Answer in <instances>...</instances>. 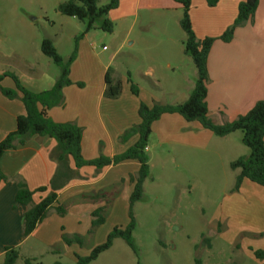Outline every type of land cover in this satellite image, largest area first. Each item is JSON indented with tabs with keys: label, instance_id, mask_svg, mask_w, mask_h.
Returning a JSON list of instances; mask_svg holds the SVG:
<instances>
[{
	"label": "crops",
	"instance_id": "1",
	"mask_svg": "<svg viewBox=\"0 0 264 264\" xmlns=\"http://www.w3.org/2000/svg\"><path fill=\"white\" fill-rule=\"evenodd\" d=\"M244 1L246 0H220L216 7L211 8L207 6L205 0H193L190 16L198 39L221 36L233 25L239 4ZM182 16V7L173 0H121L118 9L112 11L108 18L115 26L112 35L118 33L122 38V46L125 43H129L130 46L136 44V40H130L135 29H139V32L145 30L142 33L149 35L148 28H158L151 31L155 36L151 39L156 42L157 50L160 51L155 59L147 55L143 57L134 52L127 54L132 64L143 65L149 58L150 72L153 75L155 70L162 72L165 69L166 72L173 73L181 70L184 65L187 67L193 63L184 52L185 33L167 29L172 21L176 22V19L180 23ZM138 40L143 42L145 38L138 36ZM117 47L120 46L117 45ZM120 50L121 47L114 51L108 64L120 55ZM13 55L21 56L16 49L8 46L0 38V74L7 71L15 73L23 84L35 93L48 91L54 87L60 75H51L43 71L39 64H30L29 60L22 56L28 64L30 73H21L11 64L2 67L3 58L12 60ZM100 63L105 74L108 64ZM208 72L207 103L209 117L213 123L223 125L232 122L248 113L257 102H264V0H261L253 20L237 28L234 39L230 43L220 40L214 43L208 58ZM73 76L74 73L71 70L72 81L79 82L73 79ZM161 78V75H157L159 82ZM196 78L197 70H195L193 81L188 77L185 80L186 83L192 84V91ZM133 82L139 85L140 96L135 97L131 94L127 81V85L123 84L122 94L117 99L106 98L105 78L104 81L97 80L96 83L93 81L96 84L95 90L72 85L64 89V106L49 110V117L53 121L74 123L83 129L84 159L94 160L101 154L113 157L127 151L139 137L135 135L127 142H121V137L128 129L141 123L140 103L144 102L149 106L154 105L155 102L165 103L154 96L149 103L140 83L136 80ZM2 86L9 89L15 88L10 78H6ZM188 92L189 90L184 94L178 90L171 95L188 100L187 96L189 98L191 95V92ZM22 115H25V107L21 99L9 100L0 92V142L16 130L17 118ZM157 132L161 134L167 132L168 137L163 141L190 149L192 154L206 151L215 139V135L204 129L200 123H188L177 114L163 115L153 125L151 136ZM235 135L233 133L220 139L232 142L230 139ZM58 150V143L54 139L33 136L25 145L9 150L3 155L1 168L9 179L7 183L0 185V264L3 263L7 247L18 248L21 259L31 258L36 260V263L46 252L60 254L57 251L58 247L62 250L63 247H67L74 252L80 246L76 244L67 246L62 239L64 234L80 235L83 238L85 235L91 236L88 234L91 228V215L96 209L106 206L108 213L116 212L120 204L124 206V202L129 201L133 190L130 177L135 176L140 168L137 161H125L116 166L97 170L95 167L77 169L71 159L70 168L80 177L70 180L57 191L58 201L67 208L68 214L60 217L55 211H51L48 218L30 236L24 238L23 220L27 207L23 205L15 207L18 183L24 182L31 191L35 192L46 187V192H37L33 196L35 204L41 202L53 192L51 182L58 166L52 155ZM149 152L150 147L147 148V154ZM237 152H241L237 159L250 154L249 149L243 151L240 147L237 148ZM96 193H106L107 196L97 201L88 198ZM232 197L236 213L227 217L226 221L230 219L231 222L233 218L238 217L240 230L254 233L256 231L250 228V222L245 221L246 217L253 218L252 220L260 224L259 230L262 232L259 234L260 238H264V187L244 180L240 190L233 192ZM222 225V222H219L218 230H221ZM103 226L96 231L95 235L99 240L103 237L106 241L111 231L103 233L101 230ZM255 234L258 233L252 235ZM249 248L252 252L255 251ZM263 263L261 261L260 264Z\"/></svg>",
	"mask_w": 264,
	"mask_h": 264
},
{
	"label": "rangeland",
	"instance_id": "2",
	"mask_svg": "<svg viewBox=\"0 0 264 264\" xmlns=\"http://www.w3.org/2000/svg\"><path fill=\"white\" fill-rule=\"evenodd\" d=\"M67 1L0 0V38L30 64H39L43 71L51 75H60L61 70L42 53L43 40L53 41L65 63L77 49L76 60L71 66L73 79L88 89L95 90L93 81H104L107 73L120 80L122 85H127L128 74L131 73L130 78L140 83L149 103L153 96L169 105L186 101L171 94L178 90L184 94L187 90L192 93V84L185 80L186 77L192 81L195 79L197 69L193 63L173 73L165 69L162 72L155 70L153 76L149 58L143 65L132 64L127 58L128 53L134 52L155 59L160 51L151 39L155 37L151 31L158 28H148L149 35L142 33L145 30L139 32V29H135L130 40H136V44L130 46L125 43L122 46L118 33L112 35L99 29L86 33L85 23L61 15L58 6ZM109 1L99 0V6ZM167 29L174 32L179 30L183 34L177 19ZM138 36L145 40L141 42ZM117 45L121 47V53L108 64L114 51L120 48ZM21 56L13 55L12 60L3 58L2 67L11 64L21 73H30L28 64ZM100 62L108 64L105 74ZM157 75L162 76L161 82L157 80ZM168 78L171 79L166 80ZM235 134L230 139L232 142L222 141L221 137L215 136L206 151L196 154L185 147L163 141L168 137L167 132L150 136V175L144 184L143 198L134 207L137 227L133 240L138 256L124 240L117 239L111 249L90 264H138V261L141 264H260L261 261L249 248L264 251V238H260L262 232L258 221L245 219L250 222V228L258 233L255 235L252 234L256 232L240 230L238 217L231 222L230 219L226 221L227 217L236 213L232 193L239 174V171L230 168V163L237 160L241 153L237 152V148L248 150L242 143V132ZM124 203V206L119 205L118 211L107 212L108 222L101 229L103 233L112 231L115 226L128 224L129 201ZM219 222L223 224L222 231L218 230ZM103 239L99 240L95 234L85 235L82 248L77 247L71 252L67 247H63V250L58 247L60 254L46 252L37 264H54L57 261L74 264L75 254L88 256L94 247L105 241ZM17 264L24 262L20 259Z\"/></svg>",
	"mask_w": 264,
	"mask_h": 264
},
{
	"label": "trees",
	"instance_id": "3",
	"mask_svg": "<svg viewBox=\"0 0 264 264\" xmlns=\"http://www.w3.org/2000/svg\"><path fill=\"white\" fill-rule=\"evenodd\" d=\"M180 5L183 16L180 20V27L186 35L184 42V52L189 56L196 69L197 80L188 100L182 104L169 105L155 103L152 106L144 102L139 106V117L141 123L128 129L121 137V142H127L130 138L138 135V141L122 154L107 157L100 155L94 160H86L82 155L83 129L74 123H57L49 117V110L55 107H62L65 104L64 89L77 84L82 88L83 84L74 83L71 79V66L76 60L77 49L74 51L68 62L58 53L51 39H44L41 44L42 53L50 58L57 65L61 74L51 90L35 93L28 89L18 75L7 71L0 74V92L9 99L20 98L25 107V115L19 116L16 121V130L9 133L0 142V185L7 183L8 177L1 168L3 155L12 149L25 145L33 136L49 137L58 143V152L52 155L57 162V172L54 176L51 187L53 192L41 200L38 204L34 203L33 196L37 192H46L47 188L31 191L24 182L18 183V190L15 198V207L23 205L27 211L23 220V237L30 236L37 227L43 223L51 213L55 211L60 217L68 214L67 208L58 201L57 191L64 187L70 180L79 176L70 168L72 159L76 168L95 167L102 170L109 166H116L125 161H137L140 165L139 171L135 176L130 177L133 190L129 198V222L126 226H115L108 234L106 241L94 247L88 256L75 255L74 264H90L96 261L101 254L111 249L117 239L126 242L133 253L138 256L137 249L133 240V232L137 227L134 214L135 205L142 200L144 195V184L150 175L149 156L147 148L149 139L153 131V125L159 121L163 115L177 114L183 117L188 123H200L204 129L211 131L217 137H225L237 131L243 134L242 143L250 150L249 156H243L230 163L233 171H239L233 192H238L244 180L264 187V102H257L248 113L238 117L232 122L217 125L209 117L208 97V58L214 43L218 40L230 43L235 36L237 28L243 27L252 21L261 0H246L239 4L237 17L231 27H229L218 38L198 39L191 22L190 12L193 0H173ZM121 0H110L108 4L99 6V0H68L58 6L61 15L76 18L86 24V33L91 30L99 29L105 33L112 34L114 23L108 18L109 14L118 9ZM207 6L216 7L220 0H205ZM100 21V22H99ZM99 22V23H98ZM10 78L14 84V89L5 88L2 82ZM128 84L131 94L139 97L141 89L134 83L128 74ZM106 90L105 96L108 99H117L122 94L123 85L120 80L112 78L108 73L105 76ZM80 179V178H79ZM106 193H96L88 198L92 201L106 198ZM107 207L96 209L92 213L91 228L89 235H94L96 231L106 223ZM63 242L67 246L74 244L83 247L84 238L80 235L62 236ZM254 256L264 262V251H253ZM21 259L19 249L7 247L5 249L2 264H17ZM24 264H37L31 258L22 259ZM54 264H62L57 261ZM138 264H141L138 261ZM232 264V263H231ZM264 264V263H263Z\"/></svg>",
	"mask_w": 264,
	"mask_h": 264
},
{
	"label": "built area",
	"instance_id": "4",
	"mask_svg": "<svg viewBox=\"0 0 264 264\" xmlns=\"http://www.w3.org/2000/svg\"><path fill=\"white\" fill-rule=\"evenodd\" d=\"M147 150V149H146Z\"/></svg>",
	"mask_w": 264,
	"mask_h": 264
}]
</instances>
